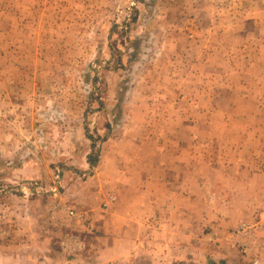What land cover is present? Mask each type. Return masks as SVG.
Listing matches in <instances>:
<instances>
[{"label": "rangeland", "instance_id": "374dc122", "mask_svg": "<svg viewBox=\"0 0 264 264\" xmlns=\"http://www.w3.org/2000/svg\"><path fill=\"white\" fill-rule=\"evenodd\" d=\"M150 132L190 257L256 226L264 246V0H0V212L50 194L33 170L76 166L45 156L52 133L95 162L111 134Z\"/></svg>", "mask_w": 264, "mask_h": 264}, {"label": "crops", "instance_id": "0c3cea01", "mask_svg": "<svg viewBox=\"0 0 264 264\" xmlns=\"http://www.w3.org/2000/svg\"><path fill=\"white\" fill-rule=\"evenodd\" d=\"M136 121L141 125L142 119ZM71 135L60 140L52 133L44 151L47 157L73 158L76 166L56 171H63L60 179L46 168L33 170L34 180L43 186L51 183L50 194L31 202L15 196L20 202L18 211L8 206L0 212L5 217L0 218V229L6 231L0 237V264H73L81 259L91 264L207 263L204 253L190 257L192 234L182 191L180 199L167 201L174 182L168 178L171 169L160 158L172 152L159 144L162 138L168 139L166 135L150 132L126 138L111 134L98 145L95 162L89 151L95 145L89 144L79 157L82 144L76 145ZM81 173L87 176L81 178ZM62 186L65 195L59 191ZM50 201L55 206L48 207ZM256 229L217 241L209 254L213 264H264V246H256L259 258L249 252L258 240Z\"/></svg>", "mask_w": 264, "mask_h": 264}, {"label": "built area", "instance_id": "2783aa9c", "mask_svg": "<svg viewBox=\"0 0 264 264\" xmlns=\"http://www.w3.org/2000/svg\"><path fill=\"white\" fill-rule=\"evenodd\" d=\"M69 214H71V212Z\"/></svg>", "mask_w": 264, "mask_h": 264}]
</instances>
